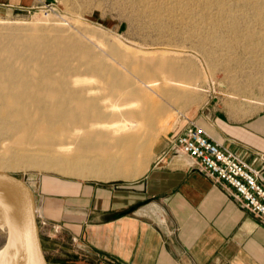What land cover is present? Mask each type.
<instances>
[{
  "label": "rangeland",
  "instance_id": "1",
  "mask_svg": "<svg viewBox=\"0 0 264 264\" xmlns=\"http://www.w3.org/2000/svg\"><path fill=\"white\" fill-rule=\"evenodd\" d=\"M7 49L33 58L70 51L87 64L130 78L139 76V62L169 56L194 73L186 87L168 82L164 73L144 79L145 90L168 110L158 117L161 128L151 148L138 153L145 169L155 143L196 121L202 108L224 104L247 113L264 107V0H0V55ZM159 78L163 83L148 87ZM2 142L0 159L12 147ZM47 143L42 146L48 148ZM4 170L26 174L34 188L43 180L133 179L77 177L35 167ZM36 196L44 252L49 264H62L41 224L45 196L40 188Z\"/></svg>",
  "mask_w": 264,
  "mask_h": 264
},
{
  "label": "crops",
  "instance_id": "2",
  "mask_svg": "<svg viewBox=\"0 0 264 264\" xmlns=\"http://www.w3.org/2000/svg\"><path fill=\"white\" fill-rule=\"evenodd\" d=\"M195 119L264 175V107L246 113L206 106ZM153 153L144 172L130 180L36 185L45 196L41 224L58 262L264 264L260 221L187 155L174 153L169 138L158 140Z\"/></svg>",
  "mask_w": 264,
  "mask_h": 264
},
{
  "label": "bare ground",
  "instance_id": "3",
  "mask_svg": "<svg viewBox=\"0 0 264 264\" xmlns=\"http://www.w3.org/2000/svg\"><path fill=\"white\" fill-rule=\"evenodd\" d=\"M135 72L139 76L130 78L103 70L70 51L33 58L7 49L0 55V144L12 147L0 170L35 167L104 180L141 175L138 153L151 148L161 128L158 117L168 111L145 90L144 79L164 73L168 82L186 87L194 73L169 56L139 62ZM0 264H27L13 211L1 194Z\"/></svg>",
  "mask_w": 264,
  "mask_h": 264
},
{
  "label": "built area",
  "instance_id": "4",
  "mask_svg": "<svg viewBox=\"0 0 264 264\" xmlns=\"http://www.w3.org/2000/svg\"><path fill=\"white\" fill-rule=\"evenodd\" d=\"M169 142L174 153L187 155L193 167L202 171L214 184L222 186L264 226L262 167L251 165L217 143L195 120H189L173 133Z\"/></svg>",
  "mask_w": 264,
  "mask_h": 264
},
{
  "label": "water",
  "instance_id": "5",
  "mask_svg": "<svg viewBox=\"0 0 264 264\" xmlns=\"http://www.w3.org/2000/svg\"><path fill=\"white\" fill-rule=\"evenodd\" d=\"M36 190L26 174L0 170V194L13 211L18 225V240L26 254L27 264H49L36 214Z\"/></svg>",
  "mask_w": 264,
  "mask_h": 264
}]
</instances>
